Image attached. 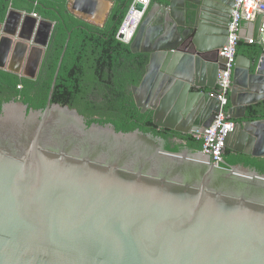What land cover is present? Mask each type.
Returning <instances> with one entry per match:
<instances>
[{"label": "water", "instance_id": "obj_1", "mask_svg": "<svg viewBox=\"0 0 264 264\" xmlns=\"http://www.w3.org/2000/svg\"><path fill=\"white\" fill-rule=\"evenodd\" d=\"M111 3L69 0L67 12L90 23ZM234 6L165 0L145 14L130 49L149 61L132 93L158 130L205 134L218 114ZM32 14L11 4L0 21V70L36 81L56 24ZM263 19L248 23L255 43ZM70 39L47 106L0 109V264H264V174L202 151H168L151 133L89 126L53 104ZM263 102L264 53L258 62L238 55L229 109L237 128L226 149L264 158V118L252 120Z\"/></svg>", "mask_w": 264, "mask_h": 264}, {"label": "trees", "instance_id": "obj_2", "mask_svg": "<svg viewBox=\"0 0 264 264\" xmlns=\"http://www.w3.org/2000/svg\"><path fill=\"white\" fill-rule=\"evenodd\" d=\"M69 0H0V21L10 5L56 24L43 68L36 81L20 78L0 70V108L4 103L21 101L30 109L47 106L52 83L71 35L68 49L58 77L53 104L77 109L88 120V125H113L117 131L140 130L166 141V149L181 152L202 150V143L193 136H183L169 130H158L153 113H142L137 108L132 87L138 86L145 74L149 56L133 54L130 45L118 40L117 35L127 9L134 0H111L115 6L104 27L91 24L67 12ZM165 3V0H151ZM264 53L258 43L239 42L238 54L258 62ZM22 85L19 90L18 86ZM93 95V98L90 96ZM264 118V102L261 104ZM249 119V109H248ZM177 138L179 141H174ZM225 160L232 166H245L264 174V158H253L226 149Z\"/></svg>", "mask_w": 264, "mask_h": 264}, {"label": "built area", "instance_id": "obj_3", "mask_svg": "<svg viewBox=\"0 0 264 264\" xmlns=\"http://www.w3.org/2000/svg\"><path fill=\"white\" fill-rule=\"evenodd\" d=\"M235 6L229 26V40L227 46L220 51L222 67L219 72L216 94L221 103L218 114L214 117L205 134L198 133L193 137L202 143V152L209 156L213 163L222 164L225 155V141L237 128V123L231 118L230 94L233 88L235 64L238 57V46L241 39V31L248 23L255 22L260 16H264V0H234ZM138 5H142L140 10ZM151 7V0H134L127 9L125 17L119 28L117 38L124 44L130 45L134 40L142 20ZM34 17H38L35 13ZM41 19L40 17H38ZM251 44L255 43L250 40ZM258 44L264 50V19L261 25ZM22 89V85L18 86Z\"/></svg>", "mask_w": 264, "mask_h": 264}, {"label": "crops", "instance_id": "obj_4", "mask_svg": "<svg viewBox=\"0 0 264 264\" xmlns=\"http://www.w3.org/2000/svg\"><path fill=\"white\" fill-rule=\"evenodd\" d=\"M113 2V1H112ZM111 6H112V9L114 8V6H115V3L113 2V3H111ZM111 9V10H112ZM111 13V12H110ZM110 13H108L105 17V19L104 18H98V17H95V18H93V20L92 21H90V23L91 24H94V25H96V26H99V27H104V25L106 24V22H107V20H108V18H109V15H110ZM252 33H253V30H251L250 29V27H249V24H247V25H245V27H244V38L242 39V41H244L245 43H249L248 41L250 40V39H254L253 38V36H252ZM241 55V54H240ZM248 58V57H247ZM248 59H250V58H248ZM251 60V59H250ZM252 61V60H251Z\"/></svg>", "mask_w": 264, "mask_h": 264}, {"label": "flooded vegetation", "instance_id": "obj_5", "mask_svg": "<svg viewBox=\"0 0 264 264\" xmlns=\"http://www.w3.org/2000/svg\"><path fill=\"white\" fill-rule=\"evenodd\" d=\"M160 4H165V3H160ZM151 5H152V1H151ZM238 55H239V54H238ZM221 64H222V58H221ZM90 97L93 98V95H91ZM47 102H48V101H47ZM229 102H230V99H229ZM4 104H6V103H4ZM4 104H3V105H4ZM3 105H2V106H3ZM1 108H2V107H1ZM1 108H0V109H1ZM76 110H77V109H76ZM77 111H78V110H77ZM82 116H83V115H82ZM85 119H86V118H85ZM92 119H93V118H91V119H86V121H88V120H92ZM87 124H88V122H87ZM92 124H93V123H92ZM92 124H91V125H92ZM89 126H90V125H89ZM244 167H245V166H244Z\"/></svg>", "mask_w": 264, "mask_h": 264}]
</instances>
